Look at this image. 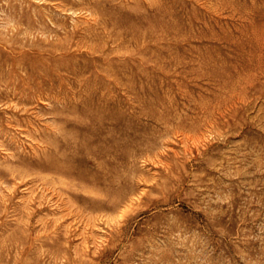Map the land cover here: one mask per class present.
I'll return each instance as SVG.
<instances>
[{
	"label": "rangeland",
	"instance_id": "obj_1",
	"mask_svg": "<svg viewBox=\"0 0 264 264\" xmlns=\"http://www.w3.org/2000/svg\"><path fill=\"white\" fill-rule=\"evenodd\" d=\"M0 264H264V0H0Z\"/></svg>",
	"mask_w": 264,
	"mask_h": 264
},
{
	"label": "bare ground",
	"instance_id": "obj_2",
	"mask_svg": "<svg viewBox=\"0 0 264 264\" xmlns=\"http://www.w3.org/2000/svg\"><path fill=\"white\" fill-rule=\"evenodd\" d=\"M7 113V112H6ZM110 120V119H109ZM7 123V122H6ZM17 126V125H16ZM90 135V134H89ZM91 144V143H90ZM104 146H105V144H104ZM106 147V146H105ZM117 155H120V154H117ZM47 176V175H46ZM45 195V194H44ZM46 199V198H45ZM70 210V209H69ZM97 246V245H96Z\"/></svg>",
	"mask_w": 264,
	"mask_h": 264
}]
</instances>
